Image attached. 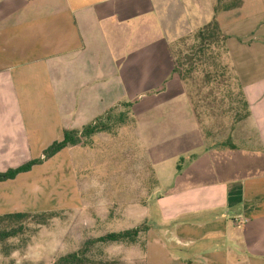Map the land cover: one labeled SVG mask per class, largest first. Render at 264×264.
Here are the masks:
<instances>
[{
	"label": "crops",
	"instance_id": "1",
	"mask_svg": "<svg viewBox=\"0 0 264 264\" xmlns=\"http://www.w3.org/2000/svg\"><path fill=\"white\" fill-rule=\"evenodd\" d=\"M227 1L215 14L217 0H0V173L148 95L136 130L154 192L166 190L146 218L143 264H264V0ZM214 16L262 150L255 173L205 146L175 72V41ZM71 148L0 181V217L80 206Z\"/></svg>",
	"mask_w": 264,
	"mask_h": 264
},
{
	"label": "rangeland",
	"instance_id": "2",
	"mask_svg": "<svg viewBox=\"0 0 264 264\" xmlns=\"http://www.w3.org/2000/svg\"><path fill=\"white\" fill-rule=\"evenodd\" d=\"M235 2L231 0V4ZM229 3L220 0L218 6L225 7ZM193 34L175 41L172 51L175 61L192 45ZM211 49L213 55H221V63L228 64L221 47L212 45ZM211 61L198 65L183 82L205 146L225 160L237 159L236 165L249 173L258 172L262 150L244 118L243 109L237 104L239 89L230 78L231 68L228 65L225 69L228 82H221L220 77L208 81L207 74H215L213 66L209 65ZM150 101L148 95H144L137 103L131 101L130 111L123 106L112 110L103 121L108 128L106 131L83 138L80 145L70 149L81 205L57 212L51 218L24 221L15 236L0 242V264H51L61 255L76 252L89 239L143 224L148 228L146 218L154 205L156 192L161 194L166 190L160 187L154 192V166L148 162L146 144L141 131H137L142 123L139 110ZM165 151L167 161L159 167L163 168L162 177L170 181L176 172L172 162L175 153L174 149ZM183 156L180 166H186L192 159L189 152ZM146 232L134 245H93L86 257L115 260L119 264H143Z\"/></svg>",
	"mask_w": 264,
	"mask_h": 264
},
{
	"label": "trees",
	"instance_id": "3",
	"mask_svg": "<svg viewBox=\"0 0 264 264\" xmlns=\"http://www.w3.org/2000/svg\"><path fill=\"white\" fill-rule=\"evenodd\" d=\"M219 2L220 0H218L215 4V14L223 8L218 6ZM192 40V45L187 49L185 53L180 54V57L178 58V60H176L177 62L175 61V72L179 75L180 79L185 82L186 77H189L198 65L204 64L205 61L208 62L209 60H212L209 65L213 66L215 74L211 75V73H208L207 80L210 81L213 80V78L220 77L221 82H228L229 78H225V69L226 66L229 65L232 72L230 78H233L236 81V85L239 89V101L237 102V104H240L241 109H243L244 111V118L247 119L250 116L249 107L244 98L238 78L234 72L233 67L230 64L225 45L226 36L222 33L216 17L214 16L209 23L205 24L200 29L195 31ZM212 45L221 47V49H223V52L225 53L228 60L227 65L221 63V55H213L211 49ZM209 54L212 55L210 56ZM217 56L219 60L218 62ZM111 111H109L104 117L96 119L95 121L87 124L81 130H64L63 139L61 141L53 142L51 145H49L42 151L39 158L31 160L15 169H9L6 172L0 173V181L10 180L15 178L20 173L28 172L33 166L43 164L45 161L49 160L62 149L80 145L83 138L91 137L93 135L106 131V129L108 128H106L107 125H105L103 121L108 118V115ZM56 214V211H49L34 214L17 213L1 216L0 242L6 240L7 238L15 236L20 231L24 221L30 220L32 218L35 220H40L44 217L51 218ZM146 231L147 227L143 224L135 228L118 232H110L103 236L89 239L76 252L61 255L56 260H54L52 264H119L118 261L115 260H90L86 257V254L90 251V248L96 244L107 245L127 243L130 245H134L139 242V236ZM143 247L145 250V245Z\"/></svg>",
	"mask_w": 264,
	"mask_h": 264
}]
</instances>
